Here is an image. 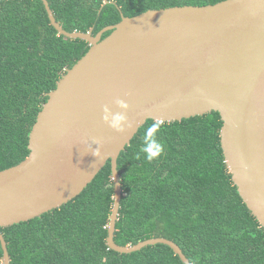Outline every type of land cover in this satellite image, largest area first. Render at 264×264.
<instances>
[{
  "label": "water",
  "instance_id": "1",
  "mask_svg": "<svg viewBox=\"0 0 264 264\" xmlns=\"http://www.w3.org/2000/svg\"><path fill=\"white\" fill-rule=\"evenodd\" d=\"M42 2L60 35L84 40L90 49L48 94L30 134L29 156L0 171V228L61 208L111 161L108 246L130 254L164 244L191 264L166 238L133 246L115 242L123 191L118 159L148 120L175 122L212 112L223 121L221 144L233 181L264 226V0L149 10L95 36L66 31L48 0ZM117 99L130 106L125 115L132 128L123 134L102 119L105 106L121 111ZM0 243L3 264H11L1 230Z\"/></svg>",
  "mask_w": 264,
  "mask_h": 264
},
{
  "label": "trees",
  "instance_id": "2",
  "mask_svg": "<svg viewBox=\"0 0 264 264\" xmlns=\"http://www.w3.org/2000/svg\"><path fill=\"white\" fill-rule=\"evenodd\" d=\"M226 0H48L68 32L97 35L149 10ZM111 31L103 35V39ZM60 35L42 0H0V171L29 156V138L48 94L89 51ZM160 125L163 152L149 162L142 137ZM218 112L182 121L148 120L118 159L122 200L115 242L166 238L191 264H264V226L240 196L225 162ZM114 204L111 161L61 208L0 228L11 264H184L167 245L122 254L107 243ZM0 264L3 250L0 243Z\"/></svg>",
  "mask_w": 264,
  "mask_h": 264
},
{
  "label": "clouds",
  "instance_id": "3",
  "mask_svg": "<svg viewBox=\"0 0 264 264\" xmlns=\"http://www.w3.org/2000/svg\"><path fill=\"white\" fill-rule=\"evenodd\" d=\"M117 107L121 110L119 112H113L111 108L105 106L103 109V122L108 125L111 129L118 133H126L132 128V124L129 123L128 117L125 113L129 110V104L124 100L117 99L115 101ZM160 130V125L158 123H153L149 126L144 136L142 137L143 146L141 151L144 153L146 160L149 162L153 161L163 152V146L158 141V132ZM97 145L98 142H95ZM93 154L97 157L101 154L100 146L93 150Z\"/></svg>",
  "mask_w": 264,
  "mask_h": 264
}]
</instances>
